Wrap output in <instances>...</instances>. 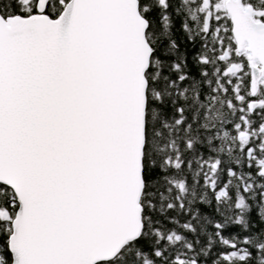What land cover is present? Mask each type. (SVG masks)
I'll list each match as a JSON object with an SVG mask.
<instances>
[{"label": "snow or ice", "instance_id": "1", "mask_svg": "<svg viewBox=\"0 0 264 264\" xmlns=\"http://www.w3.org/2000/svg\"><path fill=\"white\" fill-rule=\"evenodd\" d=\"M0 264H264V0H0Z\"/></svg>", "mask_w": 264, "mask_h": 264}]
</instances>
